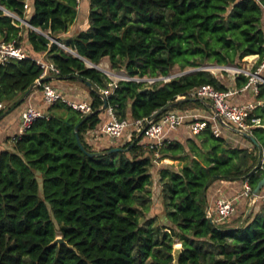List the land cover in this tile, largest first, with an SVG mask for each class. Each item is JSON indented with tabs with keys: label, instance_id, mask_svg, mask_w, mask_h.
<instances>
[{
	"label": "trees",
	"instance_id": "1",
	"mask_svg": "<svg viewBox=\"0 0 264 264\" xmlns=\"http://www.w3.org/2000/svg\"><path fill=\"white\" fill-rule=\"evenodd\" d=\"M82 1L34 0L28 16L27 0H0V42L15 41L29 54L0 66L1 114L20 106L19 97L36 86L43 54L60 70L59 80H77L89 89L92 112L107 102L118 119L130 121L207 109L189 94L204 85L230 87L225 76L198 69L236 66L256 55L255 70L264 58V0H90L89 28L65 36ZM105 58L132 79L112 88V78L88 64ZM176 67L180 74L191 72L164 80ZM235 80L242 91L250 78L237 74ZM109 89L108 96L101 93ZM180 97L186 99L163 111ZM254 103L248 123L258 145L244 136L251 146L232 144L216 136L210 122L183 142L166 140L158 156L136 129L100 146L109 139L101 131L107 110L83 122L87 115L67 102L48 107L47 116L11 150L0 151V264H175L176 242L183 246L179 264H264V205L257 202L246 215L245 197L234 216L219 221L209 198L218 181L248 180L254 189L264 177V84ZM116 147L122 150L89 155ZM164 159L184 164L159 168L163 223L158 224L149 215L155 163ZM60 236L67 245L54 243Z\"/></svg>",
	"mask_w": 264,
	"mask_h": 264
},
{
	"label": "built area",
	"instance_id": "2",
	"mask_svg": "<svg viewBox=\"0 0 264 264\" xmlns=\"http://www.w3.org/2000/svg\"><path fill=\"white\" fill-rule=\"evenodd\" d=\"M26 8L29 9L28 3L26 4ZM29 27L32 30H37L33 26ZM55 43L65 50H68V47L65 43L61 41H57ZM28 55V51L25 48L18 46L15 41L0 42V66L4 65L6 62L12 59H25L28 57ZM37 63L42 68V74L37 80L35 87H42L43 100L47 107H50L56 102L62 100L64 102H67L73 109L80 111L85 115H88L92 112V108L89 102H70L63 96L62 92L55 88L53 85L49 83H41L42 79L51 76H58L60 74V70L45 57L38 59ZM228 70H232V72L234 73L233 76L237 74H245L250 78L249 82L243 87L242 91H249L253 89L255 91V94H257L258 86L260 84H264V58L261 64L253 71L244 70L238 66H232V68L226 69L224 71ZM120 76L121 77L118 78V80L112 79L113 83H111L110 85L112 88L117 87V83L119 80L132 79L128 75ZM164 80L168 81L169 78H164ZM143 81H148L150 84H153L157 81V79H144ZM101 93L104 96H108L110 93V89L102 90ZM237 93L238 92L234 90L219 91L210 85H204L193 90L189 94L190 98L206 101L213 105L214 109L212 110V114L208 117L203 116L195 110H172L166 112L161 116L160 119H156L154 122H152L151 119L135 121H130L127 119L120 120L114 115L113 109L109 107L107 108V111L110 115V119L102 126L101 131L112 142H116L123 138L125 133H127L128 131L136 129L140 134L144 135V138L147 140L145 142L146 145L149 148L156 150V156H158L159 154V148H161L165 144L168 133L176 131L184 126L188 127L191 134H197L203 131L209 125V123L212 122L214 134L216 136H221L222 129L226 127L218 120V116H221L226 124L231 125L240 131L252 133V126L248 123V117L255 109L256 105L253 102L247 104L231 103L230 98ZM182 98L185 97H180L179 99ZM4 109L5 104L0 102V114ZM46 116V113L36 109L32 105H28L24 109L21 116L20 133L19 135L14 137L13 140L15 141L17 138L26 133L37 119L44 118ZM148 124L149 126H147ZM252 192L253 188L251 187L249 181L246 180L241 196L249 198L251 202ZM257 202L264 205V189L262 190L260 196L255 199L254 203L256 204ZM209 210L208 214L210 217L215 214L219 221L227 220L234 216L237 211L236 198L220 197L216 200L215 203V213L212 214L210 212L211 210Z\"/></svg>",
	"mask_w": 264,
	"mask_h": 264
},
{
	"label": "crops",
	"instance_id": "3",
	"mask_svg": "<svg viewBox=\"0 0 264 264\" xmlns=\"http://www.w3.org/2000/svg\"><path fill=\"white\" fill-rule=\"evenodd\" d=\"M29 6H31L32 10H28L27 15L31 16L33 14L34 8V0H27ZM89 7H90V0H83L79 6V18L77 22L70 28L68 34L65 36H73L81 30H87L89 28ZM47 58V55L43 54L39 57L40 58ZM252 59L253 63H257L258 56H249ZM108 59V58H107ZM110 61V60H109ZM52 84L55 88L60 90L63 96L70 102H90L91 97L89 93V89L78 81H71L72 84L61 81L59 79L51 80ZM229 85L230 90H234L238 92L234 96L230 98L231 103L233 104H247L250 102L255 101L256 94L249 91H241L238 89L235 76H231L229 80L226 81ZM31 94L25 99V94H22L19 98L23 100V103L18 106L17 108L10 110V112L0 120V151L9 149L11 150L13 147L14 137L19 135L21 130V116L24 109L28 105L34 106L36 109L47 113L48 107L45 105L43 100V93L40 87H34L31 89ZM202 103L207 107H190L188 110H195L202 114L203 116H210L212 114V109L209 107V102ZM187 111V110H186ZM7 112V111H6ZM1 115V114H0ZM103 120L102 126L109 121L110 115L108 112H104L101 115ZM102 129V127H101ZM222 134L226 136L232 144H245L246 146H251L249 142H247L241 134H238L235 131L223 128ZM94 135L93 132H90L87 136L91 138ZM129 135V133H125V136ZM97 139L99 140L98 134H96ZM190 136V132L187 126H184L176 131H172L168 133L166 140H173V141H185ZM147 140L145 139L144 142ZM100 143V142H98ZM108 143H112L110 139L102 141L100 146H105ZM174 165L177 168L183 166V162L178 160L172 159H164L161 162L155 163L154 169V184H153V191H154V203L155 201L160 202V194H161V183L159 182V168L162 165ZM243 181H218L216 182L212 188L210 189L209 198L210 204L215 213V203L216 200L220 197H227V198H236V205L237 211L240 210L243 203L245 202V197L241 196L244 190ZM158 202V203H159ZM250 205V204H249ZM249 208V207H248Z\"/></svg>",
	"mask_w": 264,
	"mask_h": 264
},
{
	"label": "water",
	"instance_id": "4",
	"mask_svg": "<svg viewBox=\"0 0 264 264\" xmlns=\"http://www.w3.org/2000/svg\"><path fill=\"white\" fill-rule=\"evenodd\" d=\"M0 8H2L1 6H0ZM4 9V8H3ZM5 10V9H4ZM6 12H7V14H9V15H11V13L9 12V11H7V10H5ZM21 20V19H20ZM22 21V23L23 24H26V25H28V26H32L31 25V23L29 22V20H21ZM50 39L52 40V42H57L58 41V39H56V38H51L50 37ZM69 51H71V50H69ZM74 54H76L77 55V53H75V52H73ZM88 64L90 65V67L91 68H95V69H98L99 71H102V72H104V73H107V72H105L103 69H101L100 67H99V65H97V64H93V63H90V62H88ZM230 68H232V66H220V65H208V66H204L203 68H200V69H198V70H204V71H211V70H214V69H221V70H226V69H230ZM191 71H187V72H184L183 74H178V75H171V76H169L168 78H169V80L170 79H172V78H174V77H177V76H180V75H185V74H188V73H190ZM118 78H120L121 76L120 75H118L117 76ZM53 79H59L57 76H51V77H47V78H45V79H42L41 80V83H45V82H47V81H51V80H53ZM159 79H161V78H159ZM86 84H87V86L91 89L93 86H92V83L91 82H89V81H87L86 82ZM31 92H32V90H29L26 94H25V99L31 94ZM186 98H182V99H180L178 102H176V103H173V104H171V105H169V106H167L166 108H164V110L163 111H168L169 109H171V108H174L179 102H182V101H184ZM188 99H190V98H188ZM191 99H193V98H191ZM203 102H206V101H203ZM208 103V102H207ZM209 107L213 110L214 109V107H213V105L211 104V103H209ZM107 108H108V103L107 102H105V104H104V106L100 109V110H98V111H94V112H91L90 114H88L87 115V117L84 119V121L83 122H85L89 117H91V116H93V115H96V114H98V113H101V112H103L104 110H107ZM10 111H7V112H5V113H3V114H1L0 115V120H2L8 113H9ZM158 116H159V113H157V114H155L152 118H151V121L152 122H154L157 118H158ZM218 120L227 128V129H229V130H232V131H235V132H237L238 134H241L242 136H244V137H246V138H248V139H250L255 145H258V142H257V140H256V138L253 136V134L252 133H248V132H243V131H240V130H238L237 128H235V127H233V126H231V125H228V124H226L224 121H223V119H222V117L221 116H218ZM147 126H149V124L147 125ZM78 127H76V135H77V138H78V142H79V145L82 147V149L84 150V151H87L85 148H84V146H83V143H82V141H81V138H80V134H79V131H78ZM142 136V134H140V136H138V138H140ZM134 145V142L130 145V147L131 146H133ZM130 147H128L127 148V150L130 148ZM120 150H122L120 147H116V148H113V149H110V150H107V151H102V152H92V153H89V155L91 156V157H96V156H99V155H105V154H111V153H113V152H118V151H120ZM211 183H212V181H210L207 185H206V188H205V193L207 192V190H208V188L210 187V185H211ZM264 189V177L257 183V185L255 186V188L253 189V192H252V197H251V202H250V205H249V208H248V210H247V213H246V215H248L251 211H252V209L254 208V205H255V199H257L259 196H260V194H261V192H262V190ZM209 210V209H208ZM210 211V210H209ZM211 218V217H210ZM212 219V218H211ZM212 221H213V219H212ZM214 222V221H213ZM54 243H58L59 245H63V244H65V245H67V242L63 239V237H58L55 241H54ZM182 250H183V246L182 245H178V246H175V248H174V252H173V255H174V258H175V264H179V258H180V256H181V254H182Z\"/></svg>",
	"mask_w": 264,
	"mask_h": 264
},
{
	"label": "rangeland",
	"instance_id": "5",
	"mask_svg": "<svg viewBox=\"0 0 264 264\" xmlns=\"http://www.w3.org/2000/svg\"><path fill=\"white\" fill-rule=\"evenodd\" d=\"M255 64L256 63H253L252 59H250L249 57H246L241 63H239L236 66H238V67H240V68H242L244 70H251V71H253ZM98 65H99V67L101 69H103L105 72H107V74L113 80H118V77H117L118 75H127L125 71H115V70H113L112 67H111V63L109 61V58L108 59L107 58L103 59V61L100 64H98ZM208 65H214V64H208ZM208 65H206V66H208ZM188 70H191V69H188ZM211 71L213 73L221 76V77L225 76L227 80H229L230 77L233 76V74H234L231 70H228L225 75L222 74L223 70H221V69H214V70H211ZM180 73H181L180 69L178 67H176L173 70L172 75H178ZM71 81H77V80H70V81H64V82H67V83L72 84ZM81 84H82V86H85L83 83H81ZM250 91L255 94V91L253 89H251ZM158 202L159 201H155V203L152 205V211H151V215H149V217L156 218L157 223L158 224H162L163 223V221H162V217H163L162 215H163V213L161 211L162 210L161 209V203L160 202L158 203ZM259 205L260 204H257V210L260 208ZM246 206H247V203H245L244 208H246ZM178 245H182V244L180 242H176V245L175 246H178Z\"/></svg>",
	"mask_w": 264,
	"mask_h": 264
},
{
	"label": "bare ground",
	"instance_id": "6",
	"mask_svg": "<svg viewBox=\"0 0 264 264\" xmlns=\"http://www.w3.org/2000/svg\"><path fill=\"white\" fill-rule=\"evenodd\" d=\"M69 50H71V49H69ZM107 62V61H106ZM110 68V67H109ZM232 71V70H231Z\"/></svg>",
	"mask_w": 264,
	"mask_h": 264
}]
</instances>
